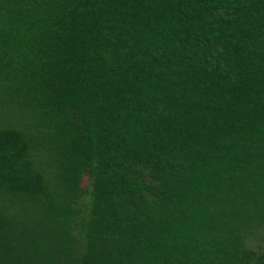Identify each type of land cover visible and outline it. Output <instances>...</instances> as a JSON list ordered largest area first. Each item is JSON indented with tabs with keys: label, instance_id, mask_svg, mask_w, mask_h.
<instances>
[{
	"label": "trees",
	"instance_id": "trees-1",
	"mask_svg": "<svg viewBox=\"0 0 264 264\" xmlns=\"http://www.w3.org/2000/svg\"><path fill=\"white\" fill-rule=\"evenodd\" d=\"M0 264H264V0H0Z\"/></svg>",
	"mask_w": 264,
	"mask_h": 264
},
{
	"label": "rangeland",
	"instance_id": "rangeland-1",
	"mask_svg": "<svg viewBox=\"0 0 264 264\" xmlns=\"http://www.w3.org/2000/svg\"><path fill=\"white\" fill-rule=\"evenodd\" d=\"M89 182H90V180H89L88 176L83 175L81 177L80 184H79L80 190L87 189L88 185H89ZM84 196H86V195H84Z\"/></svg>",
	"mask_w": 264,
	"mask_h": 264
}]
</instances>
